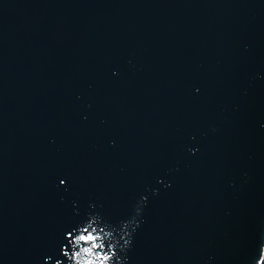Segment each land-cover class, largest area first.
Masks as SVG:
<instances>
[{
    "label": "water",
    "instance_id": "95a60500",
    "mask_svg": "<svg viewBox=\"0 0 264 264\" xmlns=\"http://www.w3.org/2000/svg\"><path fill=\"white\" fill-rule=\"evenodd\" d=\"M262 248L264 0H0V264Z\"/></svg>",
    "mask_w": 264,
    "mask_h": 264
},
{
    "label": "snow or ice",
    "instance_id": "6c2138e0",
    "mask_svg": "<svg viewBox=\"0 0 264 264\" xmlns=\"http://www.w3.org/2000/svg\"><path fill=\"white\" fill-rule=\"evenodd\" d=\"M61 183L63 184L64 181H61ZM264 253V249H261V254Z\"/></svg>",
    "mask_w": 264,
    "mask_h": 264
},
{
    "label": "clouds",
    "instance_id": "9594fccd",
    "mask_svg": "<svg viewBox=\"0 0 264 264\" xmlns=\"http://www.w3.org/2000/svg\"><path fill=\"white\" fill-rule=\"evenodd\" d=\"M262 249H264V248H262Z\"/></svg>",
    "mask_w": 264,
    "mask_h": 264
}]
</instances>
